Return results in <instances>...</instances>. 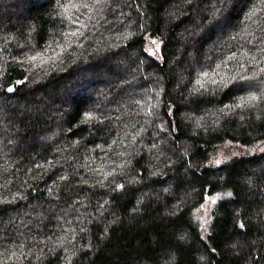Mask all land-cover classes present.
I'll return each mask as SVG.
<instances>
[{"label":"trees","instance_id":"1","mask_svg":"<svg viewBox=\"0 0 264 264\" xmlns=\"http://www.w3.org/2000/svg\"><path fill=\"white\" fill-rule=\"evenodd\" d=\"M0 264H264V0H0Z\"/></svg>","mask_w":264,"mask_h":264},{"label":"snow or ice","instance_id":"2","mask_svg":"<svg viewBox=\"0 0 264 264\" xmlns=\"http://www.w3.org/2000/svg\"><path fill=\"white\" fill-rule=\"evenodd\" d=\"M72 6L75 7L74 4H73ZM84 6L87 7V5H84ZM66 10H67V9H66ZM152 43H153V44H156V41L153 40ZM151 54H152V55H155V53H151ZM32 59L35 60L36 57H33ZM203 75H204V76H208V73H207V72H204ZM197 82L200 83V81H197ZM213 83H216V81H213ZM7 90H8L9 92H12V91H13V89H12L11 87H9ZM241 99H243V97H241ZM250 99L255 100L256 97H255L254 95H252V96H250ZM215 162H216L217 164H220V163H221V161H220L219 159H217ZM228 195L230 196L231 193H228ZM207 199L210 200L211 203L215 204V203H216V200H217V197L208 196ZM203 207H204V205H201V208H203ZM205 224H207V221H205ZM240 227H241V228H244L245 226H244L243 224H241ZM181 239H183V237H181ZM213 251H215V249H213ZM202 259H203V257H202Z\"/></svg>","mask_w":264,"mask_h":264},{"label":"rangeland","instance_id":"3","mask_svg":"<svg viewBox=\"0 0 264 264\" xmlns=\"http://www.w3.org/2000/svg\"><path fill=\"white\" fill-rule=\"evenodd\" d=\"M213 197H215V196H213ZM213 205H214V204L211 203L210 200L206 199V201H205V203H204V207L201 208V212H202V214H201V218H203V219H207V216L209 215L210 211L212 210Z\"/></svg>","mask_w":264,"mask_h":264}]
</instances>
